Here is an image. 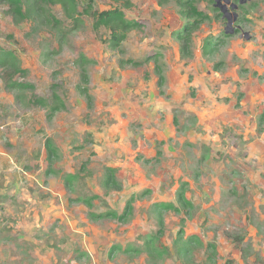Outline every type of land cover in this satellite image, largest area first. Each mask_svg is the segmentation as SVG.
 <instances>
[{
  "label": "rangeland",
  "instance_id": "rangeland-1",
  "mask_svg": "<svg viewBox=\"0 0 264 264\" xmlns=\"http://www.w3.org/2000/svg\"><path fill=\"white\" fill-rule=\"evenodd\" d=\"M74 1L0 0V264H264V0Z\"/></svg>",
  "mask_w": 264,
  "mask_h": 264
},
{
  "label": "trees",
  "instance_id": "trees-1",
  "mask_svg": "<svg viewBox=\"0 0 264 264\" xmlns=\"http://www.w3.org/2000/svg\"><path fill=\"white\" fill-rule=\"evenodd\" d=\"M53 2L60 3L66 10V12L73 16L74 11L76 10V4L74 0H52ZM161 3L167 0H159ZM12 9L17 17L22 15V10L20 9L18 0H10ZM188 3V2H183ZM182 3V4H183ZM184 6V5H183ZM97 26H106L110 29L112 35V44L113 46H119L125 39L129 31L133 28L137 27V23L129 22L125 19L124 12L119 9L108 10L101 12L99 18L96 22ZM189 29H187L188 31ZM186 41L185 43H189L190 37L189 34L183 37ZM184 43V45H186ZM180 200L186 202L185 196L183 193H180ZM173 206H165V208H170Z\"/></svg>",
  "mask_w": 264,
  "mask_h": 264
},
{
  "label": "flooded vegetation",
  "instance_id": "flooded-vegetation-1",
  "mask_svg": "<svg viewBox=\"0 0 264 264\" xmlns=\"http://www.w3.org/2000/svg\"><path fill=\"white\" fill-rule=\"evenodd\" d=\"M218 7L221 8V10L225 13V16H227L228 20H231V16L229 15V12L227 10V7L222 5L220 0H218V2L216 3ZM228 4V3H227ZM233 8V7H232Z\"/></svg>",
  "mask_w": 264,
  "mask_h": 264
},
{
  "label": "water",
  "instance_id": "water-1",
  "mask_svg": "<svg viewBox=\"0 0 264 264\" xmlns=\"http://www.w3.org/2000/svg\"><path fill=\"white\" fill-rule=\"evenodd\" d=\"M226 1L229 2V0H226ZM244 1H246V0H241L240 3H243ZM232 7H233L234 9H237L238 5L233 4ZM235 16H236V14H235ZM230 22H231V20H229V24H230Z\"/></svg>",
  "mask_w": 264,
  "mask_h": 264
}]
</instances>
